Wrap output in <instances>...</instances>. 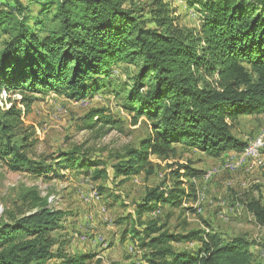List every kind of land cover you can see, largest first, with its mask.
<instances>
[{
	"label": "trees",
	"instance_id": "16d2710c",
	"mask_svg": "<svg viewBox=\"0 0 264 264\" xmlns=\"http://www.w3.org/2000/svg\"><path fill=\"white\" fill-rule=\"evenodd\" d=\"M189 3L202 17L199 29L181 24L166 0H0V164L34 178L60 169L86 175L93 169V179L108 178L103 162L81 147L32 158L37 138L25 117L37 94L55 91L81 100L108 89L121 63L136 68L123 108L134 124L146 118L150 130L114 166V178L146 167L152 172L150 156L167 159L178 144L215 156L229 147L243 151L247 143L234 136V121L264 114V0ZM89 118V128L97 121L113 124L102 110ZM182 167L186 172H175L176 184L150 189L134 211L141 227L128 233L146 249L147 264H253L245 236L226 237L207 222L205 229L171 232L170 212L163 223L142 222L146 213L195 198L180 179L201 172ZM21 200L22 206L6 209L0 220V264H88L95 257L67 251L69 241L59 234L66 212L49 197L30 188ZM247 208L264 225L261 201ZM183 242L199 244L176 249Z\"/></svg>",
	"mask_w": 264,
	"mask_h": 264
},
{
	"label": "rangeland",
	"instance_id": "374dc122",
	"mask_svg": "<svg viewBox=\"0 0 264 264\" xmlns=\"http://www.w3.org/2000/svg\"><path fill=\"white\" fill-rule=\"evenodd\" d=\"M139 1L150 3L152 0ZM166 1L181 24L200 28L202 17L189 0ZM135 72L132 65H115L109 88L81 100L55 91L36 95L25 117L26 125L34 132L32 138H37L30 156L38 159L81 147V152H89L94 160L103 162L110 176L95 180L93 169L90 175L78 169H60L55 176L34 178L26 172H11L0 164V220L6 209L22 206L21 195L26 190L37 188L43 197H49L52 206L66 212L64 229L59 234L69 241V253L95 255L88 264H98L97 260H101V264H147L146 249L128 233L134 227H141V221H136V206L150 189L176 184L175 172L185 174L182 166H187L201 172L199 177L183 176L180 180L187 191L198 192L197 200L199 194H204L202 211L193 206L196 198H190L180 207L164 205L155 212L146 213L142 222L163 223L170 212L167 228L175 233L205 229L207 222L218 232L223 230L220 233L226 237L245 236L250 241L253 264H264V225L247 208L252 200H260L264 206V114L243 115L234 121L232 129L234 136L243 142L258 139L262 142V161L239 160L231 168H222L231 163V157L215 156L178 144L176 152L167 159L150 156L154 164L152 172L146 167L138 175L114 178V166L123 160L129 148L138 146L150 130L146 118L134 124L133 114L123 108L125 86ZM11 96L21 97L20 93ZM94 110L104 111L113 124L104 126L97 121L89 128V116ZM228 153H239V150ZM212 170L216 173L205 177ZM190 184H194V192ZM187 207L193 210L188 211ZM198 244L183 242L174 246L178 250H190Z\"/></svg>",
	"mask_w": 264,
	"mask_h": 264
},
{
	"label": "built area",
	"instance_id": "2783aa9c",
	"mask_svg": "<svg viewBox=\"0 0 264 264\" xmlns=\"http://www.w3.org/2000/svg\"><path fill=\"white\" fill-rule=\"evenodd\" d=\"M261 150L256 148L254 146V141H250V143H247V151H239V153H227L225 157H231V165H222V168H231L239 162V160H247L248 162H257V161H262L261 160ZM224 158V157H223ZM216 173V171L212 170L209 171L205 177H212ZM198 194V193H197ZM97 199H99L97 197ZM193 206H197V195H196V200ZM86 237V235H81ZM133 248V251H136L134 246H131Z\"/></svg>",
	"mask_w": 264,
	"mask_h": 264
},
{
	"label": "bare ground",
	"instance_id": "6f19581e",
	"mask_svg": "<svg viewBox=\"0 0 264 264\" xmlns=\"http://www.w3.org/2000/svg\"><path fill=\"white\" fill-rule=\"evenodd\" d=\"M250 143V142H249ZM254 146H256V148H258V149H262V142L261 141H259V139H258V141H254ZM243 151H247V146L245 147V149L243 150ZM261 154H262V150H261ZM241 161H243V160H241ZM228 165H231V163H229ZM204 200V194H199L198 195V200H197V206H195V209H198L199 211H202V201Z\"/></svg>",
	"mask_w": 264,
	"mask_h": 264
},
{
	"label": "crops",
	"instance_id": "0c3cea01",
	"mask_svg": "<svg viewBox=\"0 0 264 264\" xmlns=\"http://www.w3.org/2000/svg\"><path fill=\"white\" fill-rule=\"evenodd\" d=\"M234 151H238L237 149H228L227 151H225L224 153L221 154L220 157H222L223 155L225 156L228 152H234ZM80 171V170H79ZM81 172V171H80ZM198 193V192H197ZM197 195V194H196ZM196 195H195V198H196ZM223 231V230H221ZM220 231V232H221ZM133 259V258H132ZM144 261H140V263H143Z\"/></svg>",
	"mask_w": 264,
	"mask_h": 264
}]
</instances>
